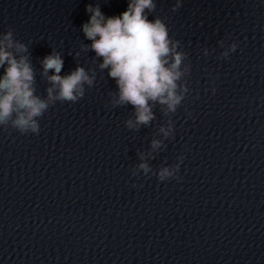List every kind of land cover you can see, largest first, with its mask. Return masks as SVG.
<instances>
[{
  "label": "water",
  "instance_id": "obj_1",
  "mask_svg": "<svg viewBox=\"0 0 264 264\" xmlns=\"http://www.w3.org/2000/svg\"><path fill=\"white\" fill-rule=\"evenodd\" d=\"M174 3L155 0L148 18L180 42L188 91L130 129L132 105L111 103L114 80L80 28L86 4L113 15L127 0H0V34L27 46L35 95L47 99L52 51L60 75L93 76L77 101L35 117L37 133L0 124V264H264V0ZM176 164L178 179H157Z\"/></svg>",
  "mask_w": 264,
  "mask_h": 264
},
{
  "label": "clouds",
  "instance_id": "obj_2",
  "mask_svg": "<svg viewBox=\"0 0 264 264\" xmlns=\"http://www.w3.org/2000/svg\"><path fill=\"white\" fill-rule=\"evenodd\" d=\"M181 5L175 0L172 10ZM155 8V0H127L126 7L119 14H104L99 4H86L88 19L81 23V31L91 41L85 45L102 58L98 67L107 69V75L113 78L116 92L113 105H132L133 118L125 121L130 129L148 124L153 119V105L163 106L167 115L175 112L188 89L183 83L178 84L181 76L188 71V66L181 67L185 52L178 50L179 41L168 31L166 23L159 16L149 19ZM147 10V11H146ZM238 42L230 43L229 48L221 53L227 57L229 51L237 49ZM27 46L12 39L11 30L0 34V124L11 118V125L20 133H37L40 116L53 100L75 102L84 95V85L93 83V76L82 66L60 75L63 65L61 55L52 51L41 60L43 74L50 82L46 89L47 99L35 95L33 69L28 57L23 54ZM207 53V49L204 50ZM51 69V74L48 70ZM212 92L216 91L213 87ZM191 116V113H187ZM159 131L168 137L173 131V122L161 126ZM162 143L153 139L151 147L156 149ZM183 160V157H178ZM180 165L172 168H160L156 177L159 181L177 178L175 172ZM138 168L145 173L149 166L141 162Z\"/></svg>",
  "mask_w": 264,
  "mask_h": 264
}]
</instances>
